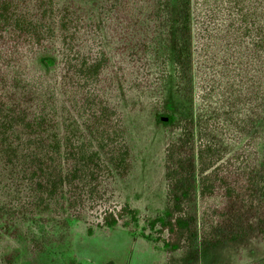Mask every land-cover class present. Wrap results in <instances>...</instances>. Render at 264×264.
<instances>
[{
  "label": "rangeland",
  "instance_id": "374dc122",
  "mask_svg": "<svg viewBox=\"0 0 264 264\" xmlns=\"http://www.w3.org/2000/svg\"><path fill=\"white\" fill-rule=\"evenodd\" d=\"M188 8L190 67L185 68L174 58L175 39L185 36L182 28L174 25L168 32L151 35L146 57L141 58L139 43L135 45L138 30L123 29L124 23H133L132 14L121 16L120 28L109 19L105 31L110 61L104 75L116 79L111 94L122 111L126 170L106 177L99 191L91 197L84 194L76 208L55 212L30 209L24 203L28 196L24 183L6 172L0 178V206L8 205L0 210V226L5 229L0 230V264L8 255L12 264H255L264 260V232L253 224L230 240L224 225L210 227L202 221L210 207L198 195L189 203L191 228L182 248H164L166 233L158 241L140 235H157L149 221L167 206L165 146L180 134L155 122L162 109L192 119L194 136L200 132L221 145L226 156L240 155L245 163L258 167L264 186V43L256 41L260 34L250 26L252 20L264 25V0H189ZM38 50L29 51L25 59L29 88L38 99L54 90L46 96L59 109L61 131L60 110L68 102L58 90L59 59L53 66H44ZM125 202L136 210L138 222L101 227L103 212L119 209ZM211 205L218 210L217 203Z\"/></svg>",
  "mask_w": 264,
  "mask_h": 264
},
{
  "label": "trees",
  "instance_id": "16d2710c",
  "mask_svg": "<svg viewBox=\"0 0 264 264\" xmlns=\"http://www.w3.org/2000/svg\"><path fill=\"white\" fill-rule=\"evenodd\" d=\"M188 4L189 0H0V178L6 172L20 178L30 209L76 208L84 194L91 197L99 191L106 177L126 170L122 111L111 94L116 79L104 75L110 61L105 31L109 19L120 28L121 16L132 14L133 23H124L123 29L138 30L135 45L139 43L141 58L146 57L151 35L174 25L182 28L185 36L175 39L174 58L185 68L190 67ZM250 26L257 28L256 41L263 44L264 25L252 20ZM34 49H41L39 62L44 66L59 59L58 90L68 102L60 110L61 131L59 109L46 96L54 90L38 99L29 88L25 59ZM155 122L180 134L165 146L167 206L149 221L157 235H140L158 241L166 233L164 248H182L191 228L189 203L197 195L210 207L202 221L210 227L224 225L230 240L253 224L264 232V186L258 167L240 155L226 156L221 145L200 132L194 136L192 119L162 109ZM137 222L136 210L125 202L119 209L105 210L100 225L127 227ZM5 264H12L10 255Z\"/></svg>",
  "mask_w": 264,
  "mask_h": 264
}]
</instances>
